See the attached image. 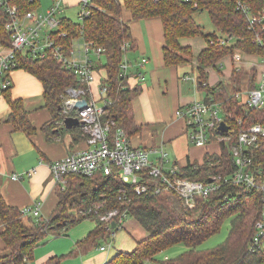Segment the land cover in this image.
Segmentation results:
<instances>
[{
    "label": "trees",
    "instance_id": "obj_1",
    "mask_svg": "<svg viewBox=\"0 0 264 264\" xmlns=\"http://www.w3.org/2000/svg\"><path fill=\"white\" fill-rule=\"evenodd\" d=\"M17 5L20 12L38 8L39 0H8ZM248 9H237L236 0H90L89 14L79 20H72L66 15L60 18L56 34L66 49L75 38L83 37L103 48L105 62L95 66L99 75V84L107 87V98L111 99L102 114L103 121H109L111 130L123 128L127 135L141 130L133 116V99L140 92L141 84L128 82L130 74L119 76L120 63L133 46L130 26L122 18L123 8L130 11L132 19L159 17L163 27V59L166 65H177L191 61L194 56L190 44H182V37L201 36L205 40L203 47L196 55L195 62L199 72V86L210 95L233 110L235 119L231 125L237 130L236 118L241 116L247 123H264V109L256 110L245 107L232 93L244 88L257 86L261 68L251 67L246 71L243 67L233 66L230 75L231 83L222 80L213 86L206 82L208 69L219 70L222 59L233 56L236 52L264 57V0H244ZM205 9L216 28L234 41L215 32L206 33L193 12ZM254 18V19H253ZM253 19V20H252ZM8 20L7 10L0 6V42L8 46L10 36L5 29ZM224 40V42H221ZM129 42L124 50L122 45ZM18 65L34 74L43 84L44 107L50 118L43 124L46 137L52 139L57 132L68 130L74 138L88 139L80 125L67 126L64 94L68 87L85 88V83L72 70L64 67L53 56L45 58L33 57L27 53H17ZM246 76L247 85L242 79ZM244 78V79H245ZM216 89H218L216 91ZM2 95L9 106L5 122L12 130L22 131L32 137L37 127L29 116L21 98H14L11 85L2 90ZM90 99L89 92L85 95ZM237 131L228 142H218V150L204 153L202 161L190 160L185 164L174 161L180 175L190 179L207 181L210 175L225 174L234 169L231 164L230 144ZM148 184L160 182L158 177L143 172ZM59 202L48 217L23 215L21 208L9 204L1 191L0 179V230L4 246L0 247V264H21L34 258V248L47 235L61 236L67 234L70 227L84 218L95 222L94 228L77 242L79 247L86 241L103 237L105 240L113 234L117 226H106L107 223L96 216L92 210L101 203L99 211L118 208L132 215L146 230L147 236L136 241L131 250H118L103 264H264V247L251 249V241L256 232L255 223L261 215L264 192L249 189L241 185L229 184L220 187L207 196H196L192 207L184 203V199L175 191H162L138 194L134 184L124 183L118 174H104L96 171L91 175L69 174L65 188L57 187ZM76 195L77 198L73 196ZM225 195H228L225 198ZM91 208V210H89ZM85 212L84 211H88ZM27 216V217H25ZM230 217V228L227 237L217 246L207 250L198 246L209 236L218 232L222 221ZM183 243L186 249L175 257L159 259L161 251L174 244ZM76 249L60 256L51 257L48 262L58 263L62 257L72 255Z\"/></svg>",
    "mask_w": 264,
    "mask_h": 264
},
{
    "label": "built area",
    "instance_id": "obj_2",
    "mask_svg": "<svg viewBox=\"0 0 264 264\" xmlns=\"http://www.w3.org/2000/svg\"><path fill=\"white\" fill-rule=\"evenodd\" d=\"M89 1L80 0L79 19L89 14L87 8ZM236 1L237 9L244 11L248 9L244 0ZM0 6L7 10L8 20L5 23V29L10 36L8 46L0 42V93L12 84L10 72L18 65V52L39 58L53 56L64 67L77 74L86 85L85 88L68 87L64 94L62 112L65 117L75 116L79 118L82 131L88 134V147L69 152L61 158L49 161L48 165L52 178L58 187L65 188L69 174L91 175L96 171H102L104 174H118L124 183L134 184V190L138 194H147L150 191L153 193L175 191L190 207L194 205L196 196H207L220 187L229 184L241 185L264 192V123H247L243 117L239 116L236 118L238 124L236 130L231 125V121L235 119L233 110H230L223 101L212 95L208 98L196 99L179 107L176 113L185 120L189 141L197 146L211 142L218 144L220 141L227 143L237 131L236 139L229 148L232 157L231 164L234 167L232 171L223 175H210L205 182L183 177L180 175L178 167L173 163L166 166L168 153L163 144L133 145L131 138L123 128L119 127L112 131L109 121L102 120V114L111 99L106 96L107 87L100 84L101 97L96 99L91 85L95 81H99L100 74L96 72L95 66L102 64L103 48L81 36L73 39L69 49L65 48L64 44L59 41V36L65 33H55L60 18L64 15V6L61 0H54L44 10L36 8L25 12H20L17 5L9 4L8 0H0ZM128 47L129 42L122 45L124 50ZM232 59L237 60V62L242 61L241 53L236 52ZM145 62L146 58L139 61L141 65ZM262 64L263 68L257 86L232 93L233 97L250 109H264V57H262ZM129 66L128 58L124 57L120 63L119 76L125 77L130 74L128 73ZM134 78L137 80L136 83H139L144 78L143 72L138 70ZM129 80L130 78L128 82ZM130 84L134 85L133 83ZM88 92L90 99L85 97ZM81 99L87 100L83 106L77 105ZM98 100L101 102L99 101V103ZM221 122L228 125V129L221 130ZM144 171L158 177L160 182L153 185L148 184L143 176ZM33 172V168L22 173L15 172L11 174V178L18 180L23 175L30 176ZM227 197L228 195H225V198ZM100 206L101 203L96 204L92 210L99 219L107 223V227L113 221L116 223L115 226H121L124 218L128 215L126 211H120L118 208H110L104 212L99 211ZM39 208L37 203L28 204L21 207V211L23 215L39 216ZM255 227L256 232L250 243V248L253 250L263 247L264 196L261 215L256 221ZM111 242L101 245L99 249H105L111 245Z\"/></svg>",
    "mask_w": 264,
    "mask_h": 264
},
{
    "label": "crops",
    "instance_id": "obj_3",
    "mask_svg": "<svg viewBox=\"0 0 264 264\" xmlns=\"http://www.w3.org/2000/svg\"><path fill=\"white\" fill-rule=\"evenodd\" d=\"M53 2L54 0H45L42 4L39 0L38 9L44 10ZM61 2L65 9L69 5H80V0H61ZM122 18L128 22L133 39L132 52H129L127 56L130 65L133 66V73H130L129 82L136 83L135 73L138 70L143 72L145 69L143 72L144 78L139 82L141 90L132 101L133 116L135 121L141 125V130L131 135V142L133 145L138 146L163 144L165 147L166 143L173 144L179 137H184V128L186 130L185 120L177 113V117L173 114L170 115L171 112L175 109L177 112L179 107L196 99L205 98L207 91L199 86V72L196 62L189 61L177 65H166L164 63L162 50L164 36L162 22L159 17L132 19L130 11L123 8ZM187 40L188 37H182L180 42L190 44ZM205 45L206 43L201 46V49ZM199 51H193L194 56ZM247 55L241 53L242 61L240 62H246ZM142 58H146V62L141 65L139 61ZM224 59H222V63ZM230 65V74L225 77L227 79L230 78L233 66H239L234 65V62ZM253 66L256 65L253 64ZM251 67L244 69L248 71ZM258 67L263 68L262 61L258 64ZM212 69L215 68H210L206 82L202 83L203 86L206 84L213 86L216 82L222 80L216 77L214 81H209V74H214ZM102 73L103 69H100L99 74ZM10 78L12 81L11 94L14 98L23 100L30 118L37 127V132L29 137L22 131L12 130L11 125L4 121L9 113V106L2 93H0L1 191L9 204L21 208L28 204L37 203L40 207V216L48 217L53 213L59 202L56 193L58 186L52 178L48 165L49 161L61 158L69 152L84 149L88 147V143L85 138H74L72 132L68 130L52 134V139H48L46 132L41 129L43 124L50 118L49 111L44 107L42 82L34 74L23 68L13 69L10 72ZM144 81L147 82L143 85L142 82ZM246 83L247 81L244 82L243 86L247 85ZM91 88L95 98H100L99 82L95 81ZM163 88L166 90L164 97H167V100L165 99L162 104V101L160 103L158 101V94L162 95ZM194 88L197 91H192ZM187 89L192 92L186 93ZM167 111H170L169 114ZM188 159H190L189 156L187 160L179 162L175 158L179 164H185ZM32 168L34 172L30 176L23 175L18 180L11 178L12 173H22ZM122 225L124 226V222L119 227H122ZM1 228L2 223L0 221V230ZM68 232L61 236L49 234L43 238L34 248V258L21 264H103L118 250H131L136 245L137 240L147 236L146 232L140 237H134L132 248L121 247L114 252H109L108 250L114 246V242H111V245L103 250L99 249L102 243L95 240L86 241L78 247L77 242L84 237L78 239L73 236L66 237L69 234ZM3 246L4 242L0 235V247ZM73 249H76V251L72 255L62 257L58 263L48 262L51 257L66 254Z\"/></svg>",
    "mask_w": 264,
    "mask_h": 264
},
{
    "label": "rangeland",
    "instance_id": "obj_4",
    "mask_svg": "<svg viewBox=\"0 0 264 264\" xmlns=\"http://www.w3.org/2000/svg\"><path fill=\"white\" fill-rule=\"evenodd\" d=\"M42 4H44L45 0H40ZM41 4V5H42ZM81 7L78 4L74 5H69L67 8H64V15L69 17L72 20H79V11ZM193 16L195 20L202 25L203 31L206 33H213L215 32L218 36L226 38L229 43L234 41V38H230L226 36L224 33L219 31L216 26L213 24L209 13L205 9H197L193 12ZM187 42H190V45L193 48V51H199L201 49V46L204 45L205 40L201 36H195V37H188ZM75 43L77 41L75 40ZM132 52L131 49L127 52L126 56H128V53ZM238 53H240L238 51ZM247 60L246 62H237V60H233L230 56L226 57L223 60V63L221 62L219 70L217 68L212 69L214 74H209V81H214V79L217 77L219 79H222L225 83H231V79H227L225 77L230 74V69H231V63L234 62V65H239L245 69L249 68L253 64L258 67V64L262 61V57L257 56V55H247L246 56ZM191 62H195V56H193L191 59ZM233 60V61H232ZM102 63L105 62V58L102 56L101 58ZM133 66L128 67V73H133ZM145 70V69H144ZM143 70V72H144ZM210 69H208L209 71ZM222 72L224 73L222 75ZM246 76H244L245 78ZM242 79V84L246 82V78ZM147 81L142 82L143 85L146 84ZM218 89H216L217 91ZM161 91V90H160ZM175 91V89H173ZM192 91H197V89H193ZM189 89L186 90V93H191ZM166 93V90L163 88V91H161L162 95L158 94V101L159 103L162 101V104L164 103L165 99L167 100V97H164ZM175 94V93H174ZM158 104V103H157ZM167 104V103H166ZM165 104V105H166ZM101 105V104H99ZM160 105V104H159ZM170 111H167L169 114ZM176 116V109L171 112L170 115ZM183 121V119H181ZM184 137H179L178 139L175 140V143L170 144L166 143L165 144V149L168 153V158L166 160V166H170L174 161H179L183 162L185 159L187 160V157L191 160H198L202 161L204 157V153L206 151L213 152V151H218V144L216 143H208L203 146H197L194 143L190 142L188 137H187V132L184 128ZM205 150V152H204ZM175 158L177 160H175ZM74 198H77L76 195L73 196ZM89 212V211H84ZM230 217H226L222 223L220 230L211 236H209L205 241H203L199 246L198 249L201 250H207L209 248L217 246L219 243L225 240V238L228 235L229 228H230ZM95 222L91 218H84L81 221L77 222L76 224L72 225L69 229V234L66 237H77L78 238H83L85 237L89 231H91L94 228ZM146 231L145 229L136 221V219L132 215H127L124 218V226L118 227L115 230V236L113 237V240L110 236L107 237L105 240L103 237H99L97 241L99 243H102V245H106L109 242H114V246L109 248V252H114L117 249H120L121 247H133L134 246V237H140L142 234H145ZM48 236V235H47ZM262 244L264 247V239L262 240ZM130 248V249H131ZM124 249V248H122ZM186 249V246L183 243H177L172 245L171 247L161 251L159 254L156 255L157 258L162 259L166 257H175L178 255L180 252L184 251ZM148 264H156L155 262H147Z\"/></svg>",
    "mask_w": 264,
    "mask_h": 264
},
{
    "label": "water",
    "instance_id": "obj_5",
    "mask_svg": "<svg viewBox=\"0 0 264 264\" xmlns=\"http://www.w3.org/2000/svg\"><path fill=\"white\" fill-rule=\"evenodd\" d=\"M78 104L77 105H80V106H83L87 103V100L86 99H81L77 102ZM64 123L67 125V126H73V125H79L80 124V120L78 117H75V116H66L64 118ZM228 125H226L224 122H221L220 124V129L221 130H226L228 129ZM116 223L113 221L111 223V226L112 227H115Z\"/></svg>",
    "mask_w": 264,
    "mask_h": 264
}]
</instances>
